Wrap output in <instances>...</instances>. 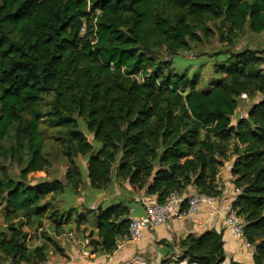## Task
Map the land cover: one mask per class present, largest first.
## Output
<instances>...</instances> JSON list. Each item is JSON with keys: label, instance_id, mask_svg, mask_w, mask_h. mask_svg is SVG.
Returning <instances> with one entry per match:
<instances>
[{"label": "trees", "instance_id": "1", "mask_svg": "<svg viewBox=\"0 0 264 264\" xmlns=\"http://www.w3.org/2000/svg\"><path fill=\"white\" fill-rule=\"evenodd\" d=\"M211 21L224 27L219 37L227 44L245 25L259 34L264 0H0V143L11 139V157L28 155L21 180L1 170L0 264H43L48 248L65 256L54 237L68 217L50 198L78 189L77 154L87 156L93 190L108 185L114 170L133 194L145 192L159 203L172 192L190 194L189 187L218 197V172L234 157L230 174L238 193L231 207L244 221L253 264H264V54L214 53L212 76L200 80L189 63L174 58L208 40ZM242 94L260 98L232 125ZM42 120L66 135V184L26 181L49 165L41 155ZM44 219L48 234L30 250L19 227L36 220L40 228ZM85 222L79 216L75 231ZM129 223L122 202L98 206L92 230L82 229L77 239H87L90 254H111ZM222 246L220 232L188 235L177 262L222 264Z\"/></svg>", "mask_w": 264, "mask_h": 264}, {"label": "rangeland", "instance_id": "2", "mask_svg": "<svg viewBox=\"0 0 264 264\" xmlns=\"http://www.w3.org/2000/svg\"><path fill=\"white\" fill-rule=\"evenodd\" d=\"M209 29L212 30V34L208 40H202L199 43L190 44V50L186 52H180L174 59L182 63H189V69L197 70L198 77L201 79H208L212 76V58L214 53H223L225 51L239 52L247 48L253 51L264 54V32L255 34L249 31L247 25L244 26L242 31L233 40L232 44H227L220 40V34L224 33V27L219 26L217 21H211L207 24ZM158 54V55H157ZM156 56H159L163 60H168L170 57L164 54L163 51H157ZM259 95L245 98L239 101L238 108L234 115L231 117V124L234 125L240 118L246 117L247 111L253 103L259 100ZM43 111L46 110V106L42 104ZM78 129L85 133L87 140L92 142V136L89 135L81 123L78 122ZM38 131L41 135L43 144L41 149V155L48 159L49 165L45 171L31 173L26 177V181L29 185H36L42 181L57 179L66 184L65 173L70 168L67 157L64 151L68 145L64 130L58 126H51L46 121L42 120L39 125ZM94 145V144H93ZM98 146V145H96ZM95 147V145H94ZM11 139H5L0 143V175L1 170L4 168L10 179L14 181L21 180L20 171L24 168L27 153L23 151L18 157H11ZM73 162L81 171V180L77 190L73 191L66 188V191L50 198L51 207L62 211L68 220L65 225L60 229L61 232H72L74 239L77 240L79 232L84 229L88 234L92 230L91 221L98 206H106L108 203L118 201V199L128 197V190H125L124 183H120L114 177V170L111 172V182L100 190H93L89 186L88 179L86 177L87 168V156L73 155ZM114 169V166L113 168ZM127 199V198H126ZM125 206H129V203H124ZM91 208H95L91 210ZM79 216L83 217L86 222L80 225L79 230L75 231L76 220ZM15 223H18L15 221ZM48 222L44 219L41 220V227H38L37 221L32 220L27 222L22 227H19L21 233H25L28 240L26 247L32 249L43 242L45 235L48 234ZM69 228V229H68ZM0 229H5V222L3 213L0 206ZM67 234V233H66ZM58 235V236H60ZM54 237V235H53ZM58 238V237H57ZM56 237V242L59 240ZM62 238V237H61ZM53 250L47 249L48 252Z\"/></svg>", "mask_w": 264, "mask_h": 264}, {"label": "crops", "instance_id": "3", "mask_svg": "<svg viewBox=\"0 0 264 264\" xmlns=\"http://www.w3.org/2000/svg\"><path fill=\"white\" fill-rule=\"evenodd\" d=\"M234 157L225 161L218 172V186L221 190L216 199L215 205L222 207L231 203L237 195L236 188L233 185V177L230 174V168ZM125 190H128V197L118 199L112 203L122 202L129 203V218L137 217L142 214V208L138 203V196L133 194L127 183H124ZM187 192L194 193L192 187ZM106 204V205H108ZM216 231L222 235L224 261L222 264H253L252 249L244 246L243 240L235 239L229 228L222 223L220 216L211 215L206 207H203L200 213L193 218H186L181 214L170 219L166 224L157 226L144 233L140 240L130 242H120V246L115 248L111 254H90L85 248L87 239L84 244H79L77 240L66 238V233L57 236V243L64 250L65 256H60L55 251L48 252L46 262L43 264H126L131 262L142 261L145 264H160L166 259H176L180 254L179 242L186 236L192 235L200 237L206 232ZM51 235V233H50ZM62 237V238H61ZM178 264H187L184 261ZM196 264V263H193Z\"/></svg>", "mask_w": 264, "mask_h": 264}, {"label": "built area", "instance_id": "4", "mask_svg": "<svg viewBox=\"0 0 264 264\" xmlns=\"http://www.w3.org/2000/svg\"><path fill=\"white\" fill-rule=\"evenodd\" d=\"M245 97L246 95L242 94L240 99ZM236 191L238 193L237 189ZM216 199L217 197L207 196L196 192L190 194L184 192H172L162 203H159L155 196L142 192L137 198L138 203L142 208V214L130 219L128 232L120 242L140 240L145 232L154 229L157 226L166 224L173 217L181 214L186 218H193L200 213L203 207H206L211 215L221 217L223 225L230 229L231 234L235 239L243 240L244 246L248 249H252L253 247L245 241L243 236V219L237 215L236 211L231 207V203H227L222 207H217L215 205ZM183 206L184 209L182 210ZM65 236L67 239H74L72 232H68ZM77 242L79 244L85 243L84 240H78ZM119 246L120 243L117 242L116 248ZM126 264L145 263L138 261ZM166 264H178V262L176 259L170 260L169 258Z\"/></svg>", "mask_w": 264, "mask_h": 264}]
</instances>
